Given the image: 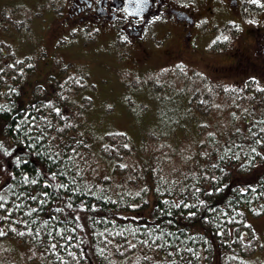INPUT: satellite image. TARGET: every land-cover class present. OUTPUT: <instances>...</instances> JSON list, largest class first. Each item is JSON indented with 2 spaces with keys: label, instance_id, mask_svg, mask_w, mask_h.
<instances>
[{
  "label": "trees",
  "instance_id": "1",
  "mask_svg": "<svg viewBox=\"0 0 264 264\" xmlns=\"http://www.w3.org/2000/svg\"><path fill=\"white\" fill-rule=\"evenodd\" d=\"M34 69L0 47V239L27 242L47 264H207L218 232L226 239L264 215L260 90L242 93L238 109L213 86L216 97L193 110L216 115L221 103V133L197 140L174 172L160 174L151 158L105 175L69 102L29 94Z\"/></svg>",
  "mask_w": 264,
  "mask_h": 264
},
{
  "label": "rangeland",
  "instance_id": "2",
  "mask_svg": "<svg viewBox=\"0 0 264 264\" xmlns=\"http://www.w3.org/2000/svg\"><path fill=\"white\" fill-rule=\"evenodd\" d=\"M67 1L0 0V47L13 50L18 59H34L29 94L47 99L61 94L69 102L80 116L74 118L77 125L89 135L91 153L103 154V165L95 161V167L105 175L115 162L118 169L133 170L137 162L136 168L155 158L157 172L168 174L190 160L196 141L219 135L225 123L221 103L214 104L216 115L193 110L208 94L216 97L213 86L222 87L227 98H239L238 109L246 106L242 93L250 96L248 90L261 89L264 94L262 72H253L248 84L245 76L190 74L174 65L152 72L154 66L142 67L140 56L120 41L87 33L56 37L55 16ZM213 48L228 50L231 45ZM205 57L217 63L229 60ZM131 151L133 157L124 155ZM246 224L226 239L217 237L219 232L214 236L216 250L207 264H264V215H248ZM33 253L25 241L0 239V264H45Z\"/></svg>",
  "mask_w": 264,
  "mask_h": 264
},
{
  "label": "flooded vegetation",
  "instance_id": "3",
  "mask_svg": "<svg viewBox=\"0 0 264 264\" xmlns=\"http://www.w3.org/2000/svg\"><path fill=\"white\" fill-rule=\"evenodd\" d=\"M55 22L56 37L87 33L120 41L145 68L174 65L247 82L253 72L264 73V0H68ZM222 43L231 48H213Z\"/></svg>",
  "mask_w": 264,
  "mask_h": 264
}]
</instances>
